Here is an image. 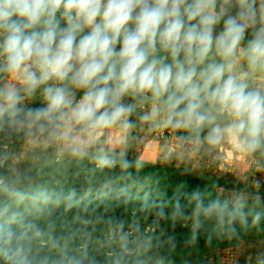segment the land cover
Instances as JSON below:
<instances>
[{
    "label": "clouds",
    "instance_id": "obj_1",
    "mask_svg": "<svg viewBox=\"0 0 264 264\" xmlns=\"http://www.w3.org/2000/svg\"><path fill=\"white\" fill-rule=\"evenodd\" d=\"M258 73L264 0H0V131L61 142L77 158L94 148L100 168L116 165L103 145L113 130L123 144L134 114L194 139L206 131L209 144L227 136L243 150H264V79H252ZM37 96L40 106L25 105ZM19 185V178L0 176V257L33 264L31 245L41 229L13 206L40 210L62 196ZM201 196L191 194L194 229L201 217L246 222L243 195L231 207L227 200L205 204ZM144 207H157L158 217L185 216L179 199L168 214L163 204ZM119 230L115 264H124L135 248L123 222Z\"/></svg>",
    "mask_w": 264,
    "mask_h": 264
},
{
    "label": "trees",
    "instance_id": "obj_2",
    "mask_svg": "<svg viewBox=\"0 0 264 264\" xmlns=\"http://www.w3.org/2000/svg\"><path fill=\"white\" fill-rule=\"evenodd\" d=\"M135 117L138 114L131 120ZM104 147L117 160L114 167H98L94 148L82 158L71 155L65 159L57 157L54 162L36 152L42 160L39 172L42 187L54 189L52 193L61 194L62 200L56 207L55 203L40 205V210L13 206V211L21 213L25 222H32L41 229L31 245L33 264H115L116 254L121 251L119 242L109 246L104 236L115 232L118 240L120 222H123V231L129 234L132 242L129 246L135 248V255L125 258L124 264H137V260L141 264L158 261L162 264H220L209 262L205 252L237 245L247 232L264 231L252 222L243 220L237 224L229 223L228 219L221 222L215 216L201 217L199 226L194 229L191 216L195 206L191 198L194 191L202 194L205 204L225 201L214 182L189 167L141 162L127 152ZM123 160L128 162L127 167L121 165ZM0 176L19 178L22 188L30 186L31 173L24 162L20 163L18 174L6 172L0 166ZM53 181L57 184H52ZM73 191L75 196L70 197ZM176 199L185 206L184 217H158L157 207H144L145 201L156 205L167 203L163 205L168 214ZM72 210L76 217L68 218ZM257 212L263 213L258 205L252 208L246 205L244 209L246 219ZM12 227L18 228L16 224ZM147 227L154 230L145 234ZM259 237L264 240V236ZM253 254L251 261L264 258V247L256 248ZM145 258L151 260L145 262ZM247 263L240 260L235 264ZM0 264H8V261L0 257Z\"/></svg>",
    "mask_w": 264,
    "mask_h": 264
},
{
    "label": "rangeland",
    "instance_id": "obj_3",
    "mask_svg": "<svg viewBox=\"0 0 264 264\" xmlns=\"http://www.w3.org/2000/svg\"><path fill=\"white\" fill-rule=\"evenodd\" d=\"M252 79L260 81L264 79V74H254ZM26 106H40L39 96L32 100H26ZM147 105L141 108V112L146 111ZM135 127L129 132L124 133L126 140L124 151L138 161L157 162L163 165H174L179 167H189L195 169L207 179L214 182L219 189L220 196L231 203L237 195H243L247 205L251 208L259 206L264 214V150L246 151L236 146V143L229 137H225L218 144H209L203 139L205 133L199 139H194L185 130H174L170 127H152L150 124L142 122L138 117L133 120ZM108 132L100 139H107ZM113 140L111 143L104 144L107 148L115 147L116 133L112 132ZM185 137V139H181ZM99 146V145H97ZM91 150V149H90ZM89 150V151H90ZM42 158L50 157L54 162L55 158H68L71 155L63 150L61 142L49 141L44 137L31 139L23 136L9 135L8 132L0 131V166L13 174L20 171V163H25L31 173L30 186L34 189L45 190L50 193L54 189H45L40 182V167ZM31 156V157H30ZM31 158V160H29ZM52 184H57L55 181ZM260 198L263 200L260 202ZM254 201H251V200ZM167 205V203H163ZM56 207L57 204H54ZM74 206V204H73ZM74 211L68 212V218H75ZM255 216V215H254ZM253 215L247 218L248 223L252 222L256 226L264 228V215L256 223L253 222ZM225 219H228L225 217ZM0 220V224H3ZM237 224L243 222L237 218L233 221ZM245 222V221H244ZM246 223V222H245ZM147 227V231H153ZM113 233L109 232L104 236L109 246L118 244L117 239H113ZM244 239L237 245L219 247L207 250L205 255L209 262L220 264H235L238 261L248 262L247 264H258V261H251L255 256L253 250L264 247V240L259 236H264L262 232H247ZM151 259L145 258L147 262ZM156 264H162L157 262Z\"/></svg>",
    "mask_w": 264,
    "mask_h": 264
},
{
    "label": "crops",
    "instance_id": "obj_4",
    "mask_svg": "<svg viewBox=\"0 0 264 264\" xmlns=\"http://www.w3.org/2000/svg\"><path fill=\"white\" fill-rule=\"evenodd\" d=\"M241 64H243V61L240 62ZM112 149H116V150H119V151H124L125 147H124V144H117V146L115 147H112L110 146Z\"/></svg>",
    "mask_w": 264,
    "mask_h": 264
}]
</instances>
